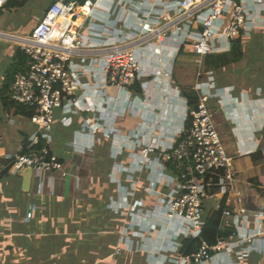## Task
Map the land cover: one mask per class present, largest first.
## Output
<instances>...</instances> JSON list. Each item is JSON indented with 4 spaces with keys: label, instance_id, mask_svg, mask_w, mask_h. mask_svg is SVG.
<instances>
[{
    "label": "built area",
    "instance_id": "obj_1",
    "mask_svg": "<svg viewBox=\"0 0 264 264\" xmlns=\"http://www.w3.org/2000/svg\"><path fill=\"white\" fill-rule=\"evenodd\" d=\"M5 1L0 0V6ZM126 1L55 0L28 33L12 36L27 58L24 70L17 72L9 84L8 98L34 108L35 114L30 119L39 130L29 136L26 153L3 157L0 174L2 170L18 174L30 168L38 192L54 189L59 178L69 177L63 161L49 149L55 112L61 109L63 126H71L73 116L80 119L72 140L75 150L89 148L100 130L111 138L113 154L120 153L121 137L126 136L133 142L135 159L129 157L128 166L121 164L117 166L119 169L114 166L118 173L127 172L129 184L122 185L117 178L119 195L111 205L121 213L125 209L130 211L131 224L136 227L135 235L147 239L150 248L157 243L155 233H162L161 249L148 250L149 256L155 257L150 264H209L213 261L219 264L223 258L226 264H240L242 258L252 252L264 253L261 245L264 240V212L256 211V227L250 232L243 225L241 229L232 231L229 237L217 238L212 245L202 240L190 256L171 257L166 254L178 252L177 240L200 236L204 225V202L213 187L222 195L232 193L240 205L238 215L223 208V225H236L239 217L244 224L247 223L244 195L233 188L236 172L232 158L225 151L207 105L212 97L221 101L228 90L216 87L211 71L205 73L206 79H201L203 73L198 74L195 84L198 100L194 106L188 107L187 101L181 97L187 105L183 121L190 117V122L188 126L183 122L167 144L161 145L157 140L154 124L163 122L156 119L147 101H143L144 114L143 110L135 109V114L142 117L136 130L122 134L113 126L118 113L115 108L119 94L134 104L141 98L130 87L143 78H158L166 85L172 79V69L166 68L145 75L140 62L142 53L148 51L156 56L162 55V45L170 35L177 39L178 46L190 42L193 53L202 57L228 49L232 39L250 36L261 21L250 17L243 4L228 8L229 0H179L174 9L161 0H141V16L134 19L137 5L132 0ZM254 2L262 4L264 0ZM127 4L133 8L123 9L121 14L128 15L123 20L122 17L115 19L125 28L122 32L109 16L116 6ZM203 10L205 14H200ZM226 12L230 19L219 34L217 45L215 24ZM196 13L201 15L200 19L194 20L200 24V30L193 38L188 28ZM94 72L100 76L99 80L92 81L89 77ZM173 94L182 96L178 88ZM83 113H91V116H83ZM105 113H108L110 122L107 132L102 125ZM167 168L170 172L165 173ZM145 170H149L153 178L144 187L134 176ZM198 178H203V181L199 182ZM75 179L77 185L78 178ZM140 189L154 198L152 208H147L142 201L132 200ZM34 209L30 206L26 212L27 220L32 217ZM233 256L236 260L232 259Z\"/></svg>",
    "mask_w": 264,
    "mask_h": 264
},
{
    "label": "crops",
    "instance_id": "obj_2",
    "mask_svg": "<svg viewBox=\"0 0 264 264\" xmlns=\"http://www.w3.org/2000/svg\"><path fill=\"white\" fill-rule=\"evenodd\" d=\"M16 1H20L21 5L11 6ZM29 1L8 0V6L1 8L0 165L6 154L26 153L29 136L39 130L30 117L4 109L1 100L2 88H5L16 74L8 78V71L15 62V53L17 50L23 53L20 44L12 36L28 33L55 0H47L36 13L26 11ZM132 1L137 5L133 14L136 19L141 16L142 1ZM161 1L174 9L179 0ZM229 1L228 8L234 4H243L248 9L250 17L261 21V25L255 27L250 36L238 37L243 46L240 62L211 71L216 87L226 88L228 93L221 101L217 97H212L208 103L214 110L213 116L220 140L227 155L232 158L236 172L233 188L240 190L245 198L247 223L244 224L239 217L236 219V225L232 224L227 228L236 231L245 225L246 231L250 232L256 227L254 213L264 212V2L260 4L254 0ZM126 8L131 10L133 6L129 4L116 6L110 13V20L115 22L118 17H122L123 20L128 15L121 14ZM205 12L203 10L200 14ZM21 14L27 15L16 19V15ZM200 18L201 15L196 13L191 19L193 21L189 23L188 31L193 38L200 30V24L194 20ZM229 19V13L226 12L215 24L217 45L219 34L227 26ZM115 23L116 28L125 32L122 23L119 21ZM176 40L169 35V39L162 45V55L156 56L148 51L141 54L140 62L145 75L158 71L159 68L172 69L173 72V66L177 62L190 66L194 65V62H200L201 57L193 53L190 42L178 46ZM87 57L91 58L88 55ZM205 73L201 79H206ZM89 77L95 81L99 80L100 76L94 72L90 73ZM177 88L179 89L173 77L167 85L158 78L151 76L143 78L140 83L130 87L132 92L139 94L141 100L137 99L132 104L123 94L118 95V105L115 108L118 113L113 126L122 134L136 130L142 117L135 114V109L143 110L144 114L143 101H147L156 119L163 122L161 125L154 124L157 140L161 145L167 144L173 133L187 121V119L183 121L187 112V105L181 99L184 96L176 97L173 94ZM85 114L88 113H83V116ZM103 115V130L107 132L106 127L110 125L108 113ZM62 116L61 109H57L50 132L49 149L63 161L65 169L70 174L67 179L59 178L54 189H45L43 192L37 191L35 181L32 179L30 189L23 191L19 174L9 172L5 177L4 170L0 174V264H150L155 257L149 256L148 240L135 235L136 227L131 224L130 211L125 209L121 213L111 205L119 195L118 179L122 185L129 184L126 179L127 172L118 173L114 171V166L119 169L117 166L121 164L128 166L129 157L135 159L136 155H132L133 142L126 136L121 137L120 153L113 154L111 138L100 130L95 134V140H91L89 148L83 151L75 150L72 140L80 119L73 116L72 125L65 127L60 122ZM88 116H91V113ZM86 158L91 160L83 168L77 163L80 161L77 159L83 161ZM164 172H170V169L167 168ZM75 178H78L77 185ZM134 178L145 187L153 175L149 170H145L136 173ZM223 198L224 207L233 215H238L240 205L235 201L233 194H219L216 187L210 190L209 196L205 199L204 214L211 209H217ZM132 200L142 201L147 208H152L155 203L154 198L143 189L138 190ZM30 206H34L35 209L32 217L27 220L25 214ZM94 211L97 212L96 217L92 215ZM221 224L224 226L222 220ZM154 237L157 243L156 246H151L150 251L161 249L163 243L162 233H155ZM183 239L176 241L179 242V248ZM261 245L264 246V240ZM166 254L171 257L181 255L179 249L177 253ZM233 257L232 259L236 260V257ZM225 261L223 258L219 260V264H226ZM209 264L216 263L213 261ZM240 264H264V253L252 252L243 257Z\"/></svg>",
    "mask_w": 264,
    "mask_h": 264
},
{
    "label": "trees",
    "instance_id": "obj_3",
    "mask_svg": "<svg viewBox=\"0 0 264 264\" xmlns=\"http://www.w3.org/2000/svg\"><path fill=\"white\" fill-rule=\"evenodd\" d=\"M20 5H21L20 1H16L11 4V6L13 7H18ZM6 6H8V0H6L5 3L2 6H0V14H1V8L6 7ZM242 56H243L242 41L240 38H236V39L230 40L228 49L218 50V51L206 54L201 57L200 62L197 63L196 65L190 66V65H180L178 63H175L173 66L172 77L174 78V81L177 83L179 89L181 90L182 95L186 99L188 107L194 106L198 100V96L195 91V84H196L199 73L214 71L217 68L228 66L232 63L239 61L242 58ZM14 59H15V62L11 66L10 70L8 71L9 72L8 78H11L15 73L19 71H23L25 68L26 56L21 51L19 50L16 51ZM181 68L182 70L180 71ZM188 69L190 73L181 74L183 70H188ZM178 74H181L184 77V79L179 81L177 78ZM190 80H193V81L190 82ZM9 84H7V86H5V88H2L1 90V100L3 103L4 109L14 110L15 113L21 114L27 117H31L32 115H34L35 114L34 108L20 105V104L14 103L11 100H9L8 98ZM207 105H208L209 112L211 114V117L215 125V120L213 116L214 110H212L209 107V103ZM189 122H190V117H188L185 125L188 126ZM215 128H216V125H215ZM23 151L25 152V146L23 148ZM3 175L6 177L9 175V172L4 171ZM198 181L202 182L203 178H198ZM224 200L225 198H223L222 201L220 202V206L218 209H211L204 214V225L202 227L199 237L184 238L182 240L181 246L179 248V253L181 255L190 256L191 254L196 252L202 240L212 245L215 243L217 238L219 237L226 238L230 236V234L232 233V229L224 227L221 224L222 211H223L224 203H225ZM96 213L97 212L94 211L92 212V215L96 217L97 216L95 215Z\"/></svg>",
    "mask_w": 264,
    "mask_h": 264
},
{
    "label": "rangeland",
    "instance_id": "obj_4",
    "mask_svg": "<svg viewBox=\"0 0 264 264\" xmlns=\"http://www.w3.org/2000/svg\"><path fill=\"white\" fill-rule=\"evenodd\" d=\"M47 2V0H30L29 2H28V5H27V10L26 11H28V10H30L31 12H37L38 10H39V8H40V6H42L43 4H45ZM27 14H21V15H16V19L18 18V17H24V16H26ZM33 15H35V14H33ZM241 61V60H240ZM239 61V62H240ZM178 63V62H177ZM197 63H195L194 62V65H196ZM226 67V66H225ZM221 68H224V67H221ZM221 68H217V69H215V71H217V70H220ZM182 70V68L180 69V71ZM180 71H178V72H180ZM184 73H190V71H189V69L188 70H183L182 72H181V74H184ZM181 74H178V76H177V78H178V80L179 81H181L182 79H184V77L181 75ZM193 80H190V82H192ZM185 86H187V85H185ZM77 160H80V161H77V163L80 165V166H83V168H85V166H87L88 165V163L90 162V160L91 159H85V160H81V159H77ZM86 163V164H85ZM118 252V251H117Z\"/></svg>",
    "mask_w": 264,
    "mask_h": 264
},
{
    "label": "water",
    "instance_id": "obj_5",
    "mask_svg": "<svg viewBox=\"0 0 264 264\" xmlns=\"http://www.w3.org/2000/svg\"><path fill=\"white\" fill-rule=\"evenodd\" d=\"M18 174L21 176L22 182H21V188L23 191H28L31 186V180H32V171L30 168H25L18 172Z\"/></svg>",
    "mask_w": 264,
    "mask_h": 264
}]
</instances>
